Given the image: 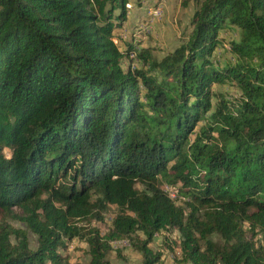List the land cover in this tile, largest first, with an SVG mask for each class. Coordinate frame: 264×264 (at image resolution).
Wrapping results in <instances>:
<instances>
[{"label":"trees","instance_id":"obj_1","mask_svg":"<svg viewBox=\"0 0 264 264\" xmlns=\"http://www.w3.org/2000/svg\"><path fill=\"white\" fill-rule=\"evenodd\" d=\"M126 2L0 0V264H68L72 239L161 264L170 230L181 264H264V0H191L160 58L113 42Z\"/></svg>","mask_w":264,"mask_h":264},{"label":"rangeland","instance_id":"obj_2","mask_svg":"<svg viewBox=\"0 0 264 264\" xmlns=\"http://www.w3.org/2000/svg\"><path fill=\"white\" fill-rule=\"evenodd\" d=\"M124 8L126 18L121 26L113 31V42L120 50H123L125 42L131 41L130 44H135V50L136 47L149 48L153 56L160 58L186 41L195 5L191 0H127ZM221 36L229 35L222 32ZM213 54L218 57L219 62H223L219 48L215 49ZM131 58L133 60L131 66L136 64L134 55L127 56L122 60L123 69L129 64L128 60ZM213 88L221 90L218 86ZM5 155H7L6 152ZM161 188L171 199L176 200V203L182 201L180 197H176L174 189L164 185ZM115 213L116 209L109 207L103 215V221H91L89 224L96 227L101 234H105ZM12 224L20 226L18 223ZM78 224L86 226L84 222ZM27 238L29 248L33 249L35 237L27 233ZM178 241L179 236L175 230L161 231L153 237L148 247L159 254L161 264H181ZM110 246L111 251L107 255L110 264H140L139 254L131 248L127 240L113 241ZM60 254L68 264H86L88 261L87 246L81 240L68 241Z\"/></svg>","mask_w":264,"mask_h":264}]
</instances>
